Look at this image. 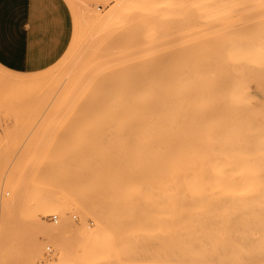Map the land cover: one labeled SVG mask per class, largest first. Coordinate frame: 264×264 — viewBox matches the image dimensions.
Wrapping results in <instances>:
<instances>
[{"label": "rangeland", "instance_id": "rangeland-1", "mask_svg": "<svg viewBox=\"0 0 264 264\" xmlns=\"http://www.w3.org/2000/svg\"><path fill=\"white\" fill-rule=\"evenodd\" d=\"M74 1L94 10L96 20L111 9L127 12L140 5L139 0ZM63 6L65 14L72 12L71 23H35L39 11L35 0H16L12 23L1 15L0 51L5 59H0V87L12 86L23 73L45 74L61 66L71 73L77 59L88 62L94 48L98 53L92 35L86 39L88 35L82 34L90 33L84 31L85 14L73 12L64 1ZM158 17L151 22L155 35L151 41L155 40L147 48L152 49L159 75L166 73L168 78L165 74L160 78L164 82L179 68L183 71L193 55L204 56L211 42L201 23L182 25L173 18L170 23L166 17L165 26ZM244 20L242 14L241 23ZM66 24L73 32L69 51L62 52L61 27ZM91 33L96 39L97 33ZM139 34L131 37L137 38L138 48L144 33ZM87 46L93 49L84 50ZM66 73L53 88L62 85ZM22 95L35 96V92ZM53 95L50 90L32 101L0 98V264H264L263 182L77 181L73 175L81 168L73 162L68 165L73 172L62 166L61 153L65 157L71 151V157L81 159L83 150L113 149L118 142L124 144L126 136L113 127L114 122L55 115L65 107L51 100ZM254 96L247 106L259 111L262 101ZM58 124L63 128L60 132H41ZM34 202L37 208L28 211ZM52 216L58 217L57 224Z\"/></svg>", "mask_w": 264, "mask_h": 264}, {"label": "bare ground", "instance_id": "bare-ground-1", "mask_svg": "<svg viewBox=\"0 0 264 264\" xmlns=\"http://www.w3.org/2000/svg\"><path fill=\"white\" fill-rule=\"evenodd\" d=\"M67 2L73 12L85 14L88 22L84 31L90 33L82 34L100 42L92 45L99 46L98 53L95 48H84L92 52L93 59H77L71 73L61 65L45 74L23 73L25 76L12 86L0 87V98L5 102L32 101L51 90L55 93L51 100L65 107L55 115L117 123L113 127L124 131V144L118 142L109 150H83L81 157L75 154L81 159L69 155L71 151L65 157L61 153L62 166L70 169V163H78L86 170L74 173V179L264 183V0H139L140 5L127 12L114 8L97 20L94 10L84 2L77 6L74 0ZM166 12L172 15L166 16ZM15 14L16 0H0V20L4 15L6 23H12ZM242 14L245 23H241ZM156 17L160 24L166 17L170 23H201L208 44L211 42L204 56L189 59L186 71L179 68L168 80L164 73L167 85L153 63L151 47L147 48L155 40L151 41L155 37L151 22L155 23ZM92 31L97 33L96 39ZM139 32L144 34L138 48L132 38ZM0 59H5L1 51ZM96 66L99 69L93 71ZM65 73L62 85L53 88ZM25 91H33L35 96L24 98ZM254 94L262 101L259 111L247 106ZM62 129L61 124L50 125L41 132L54 134ZM36 208L35 202L27 206L28 211Z\"/></svg>", "mask_w": 264, "mask_h": 264}, {"label": "crops", "instance_id": "crops-1", "mask_svg": "<svg viewBox=\"0 0 264 264\" xmlns=\"http://www.w3.org/2000/svg\"><path fill=\"white\" fill-rule=\"evenodd\" d=\"M37 5L39 6L37 11L34 15L36 17L35 23H71V17L73 21L72 12L65 14L63 1L67 6H69L67 0H35ZM36 6V5H35ZM37 7V6H36ZM70 7V6H69ZM73 23V22H72ZM62 29V37L65 36L63 42V51L67 50L72 38L73 27L71 28V32H69V25L61 27ZM69 33V34H68ZM39 71L31 72L37 73ZM30 74V73H25Z\"/></svg>", "mask_w": 264, "mask_h": 264}, {"label": "built area", "instance_id": "built-area-1", "mask_svg": "<svg viewBox=\"0 0 264 264\" xmlns=\"http://www.w3.org/2000/svg\"><path fill=\"white\" fill-rule=\"evenodd\" d=\"M51 219H52V222L54 224H57L58 223V217L57 216H52ZM47 252H51V249L50 248H47Z\"/></svg>", "mask_w": 264, "mask_h": 264}]
</instances>
